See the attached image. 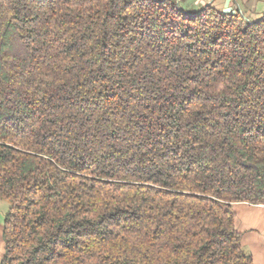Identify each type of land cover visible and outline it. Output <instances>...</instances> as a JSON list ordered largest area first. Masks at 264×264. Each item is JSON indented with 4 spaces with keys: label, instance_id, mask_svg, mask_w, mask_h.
Returning <instances> with one entry per match:
<instances>
[{
    "label": "trees",
    "instance_id": "1",
    "mask_svg": "<svg viewBox=\"0 0 264 264\" xmlns=\"http://www.w3.org/2000/svg\"><path fill=\"white\" fill-rule=\"evenodd\" d=\"M182 1L0 0V264H253L264 13Z\"/></svg>",
    "mask_w": 264,
    "mask_h": 264
},
{
    "label": "crops",
    "instance_id": "2",
    "mask_svg": "<svg viewBox=\"0 0 264 264\" xmlns=\"http://www.w3.org/2000/svg\"><path fill=\"white\" fill-rule=\"evenodd\" d=\"M194 4H189L186 8L191 11L199 10L200 6ZM207 4H211L216 9L221 7L220 11H222L225 0H210ZM229 6L233 11L245 13L249 21L259 19L264 13V0H231ZM8 209V203L0 200V260L4 253L3 220ZM232 211L235 217V229L241 236L240 243L243 252L250 256L253 264H264V206L236 203L232 204Z\"/></svg>",
    "mask_w": 264,
    "mask_h": 264
},
{
    "label": "rangeland",
    "instance_id": "3",
    "mask_svg": "<svg viewBox=\"0 0 264 264\" xmlns=\"http://www.w3.org/2000/svg\"><path fill=\"white\" fill-rule=\"evenodd\" d=\"M210 0H185L184 2H183V4H182V2H181V4H182V7L183 8H186V7H188V5L189 4H193V3H195L197 6H200V8H202L201 6H205L206 4H207V2H209ZM194 4V5H195ZM207 5H211V4H207ZM249 6V5H248ZM218 10H221V7H218ZM240 13V12H239ZM243 15V18L244 19H247L248 20V18H247V16L245 15V13H243L242 14Z\"/></svg>",
    "mask_w": 264,
    "mask_h": 264
},
{
    "label": "water",
    "instance_id": "4",
    "mask_svg": "<svg viewBox=\"0 0 264 264\" xmlns=\"http://www.w3.org/2000/svg\"><path fill=\"white\" fill-rule=\"evenodd\" d=\"M230 3H231V0H225V6H224V9L222 10L223 14H232V15L235 14V11H233L232 8L229 6Z\"/></svg>",
    "mask_w": 264,
    "mask_h": 264
}]
</instances>
